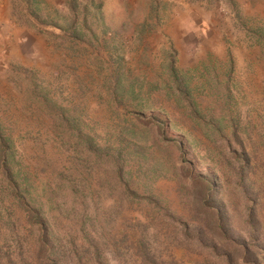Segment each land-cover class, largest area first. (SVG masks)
<instances>
[{
	"label": "rangeland",
	"instance_id": "374dc122",
	"mask_svg": "<svg viewBox=\"0 0 264 264\" xmlns=\"http://www.w3.org/2000/svg\"><path fill=\"white\" fill-rule=\"evenodd\" d=\"M86 8L98 15L86 20ZM74 34L79 39L71 37ZM76 47L81 56L74 52ZM114 51L113 58L122 62L113 61ZM94 54L104 57L113 73L121 70L129 76L125 86L138 78L161 87L150 98L144 86L141 98L127 95L124 104L114 102L116 109L108 94L114 84L99 85L91 77L96 71L105 75L109 71L93 62ZM171 60L179 75L186 73L185 88L170 82L166 61ZM57 76L59 85L50 82ZM45 77L51 86L57 85L54 89L63 104L70 106L76 97L86 107L85 134L114 138L119 115L133 119V113H139L150 120L152 129L143 141L155 155L168 154L173 172L149 176L145 187L154 190L153 199H162L158 207L146 197L149 193L125 198L122 227L137 233L136 229L141 231L137 220L150 222V232L161 235L151 243L167 249L165 259L196 264L210 251L209 243L204 248L198 245L194 230L200 215L197 205L204 199L197 197L202 196L199 182H194L197 176L217 182L220 196L244 220L257 207L264 225V0H0V118L18 127L17 145L26 158L35 154L34 135L45 137L48 129L50 134L55 131L44 111L35 118L30 109L29 94L39 87L28 88L30 81ZM81 84L89 90L78 100ZM102 86L104 91H97ZM231 120L238 125L243 147L255 156L251 167L241 169L242 162L235 157L242 146L232 135V126L224 130L222 125ZM188 163L190 172L183 167ZM184 171L186 179L180 180ZM120 194L109 196L107 205L120 200ZM155 215L160 220L152 221L150 216ZM185 220L190 224L187 233ZM235 226L237 234L249 231ZM172 230L178 236L167 240ZM106 254L109 263L119 264L109 251Z\"/></svg>",
	"mask_w": 264,
	"mask_h": 264
},
{
	"label": "trees",
	"instance_id": "16d2710c",
	"mask_svg": "<svg viewBox=\"0 0 264 264\" xmlns=\"http://www.w3.org/2000/svg\"><path fill=\"white\" fill-rule=\"evenodd\" d=\"M71 11L76 15L75 10ZM96 15L98 13L90 12L88 8L84 10L86 20ZM67 31L74 33V29ZM91 34L92 38H97L96 33ZM73 36L79 39L78 35ZM74 52L82 55L79 47ZM114 56L115 51L111 58L122 62L120 57ZM91 57L93 62L109 69L106 75L101 70L96 71L95 76L91 73V77L99 85L114 84L108 94L116 109L117 105L125 103L127 95L132 99L141 98L139 95L144 86L148 89L144 94H149L150 98L161 87L155 81L145 83L138 78H131L130 86H125L129 76L121 70L113 73L105 65L104 57L96 54ZM166 62L170 82L179 88L188 86L186 73L179 75L180 69L175 62ZM113 75H116L114 82L111 80ZM34 79L28 86H39L29 94L32 114L36 118L44 111L55 131L50 134L48 129L45 137L34 135L31 144L35 147V154L26 158L17 145L18 127L0 118V264H111L107 259L108 251L119 264H183L174 257L165 259L163 254L167 249L159 243L152 245V240L161 239V235L150 232L151 223L147 220L136 221L141 230L136 229L137 233L127 232L122 227L126 219L121 215L125 198L139 195L140 191L149 193L145 194L146 197L158 207L162 199H153L156 193L145 186L155 174L162 176L168 171L173 172L166 159L168 154L165 157L155 155V151L148 150L143 141L147 130L152 129L149 128L150 120L139 113H133V119L119 115L115 127L118 134L114 138L106 140L97 132L85 134L86 107L81 101H75L76 97L70 106L62 103L54 89L61 81L59 77L50 79L51 83L56 82L54 86L47 81L49 78ZM137 82L141 83L140 88L136 86ZM104 86L97 91H104L101 90ZM80 88L78 100H82L88 89L83 84ZM24 112L31 116L28 108H24ZM35 118L33 133L37 127ZM230 122L222 125L224 130L232 126V135L242 146L235 154L242 162L240 168L251 167L255 156L243 147L245 142L238 133V125L234 120ZM158 147V151L164 154L161 145ZM55 150L63 156L56 154ZM183 167L190 172V163ZM186 172L180 175V180L186 179ZM194 180L202 188V196L197 197L204 198L197 205L200 215L194 228L195 235L200 247L204 248L205 243L211 245L205 254L203 249L204 260L196 264H264V225L257 207H252L244 220L220 196L221 186L217 182L202 175ZM187 186L190 188V183ZM251 188V185L245 187V196ZM120 192V200L107 205L108 197ZM150 217L154 221L159 215ZM182 224L184 233H187L189 222L185 220ZM237 224L249 231L237 234ZM172 231L173 234L166 236L167 240L178 236L175 230ZM128 259L132 261L128 262Z\"/></svg>",
	"mask_w": 264,
	"mask_h": 264
}]
</instances>
